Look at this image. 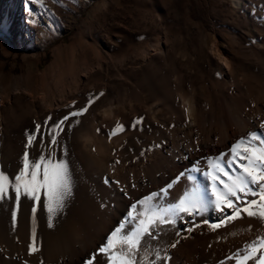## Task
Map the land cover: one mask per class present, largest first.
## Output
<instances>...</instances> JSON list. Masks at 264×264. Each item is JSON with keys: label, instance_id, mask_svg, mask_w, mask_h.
<instances>
[{"label": "rangeland", "instance_id": "obj_1", "mask_svg": "<svg viewBox=\"0 0 264 264\" xmlns=\"http://www.w3.org/2000/svg\"><path fill=\"white\" fill-rule=\"evenodd\" d=\"M27 1L0 36V204L82 234L79 264H264V181L220 171L264 134V0Z\"/></svg>", "mask_w": 264, "mask_h": 264}, {"label": "bare ground", "instance_id": "obj_2", "mask_svg": "<svg viewBox=\"0 0 264 264\" xmlns=\"http://www.w3.org/2000/svg\"><path fill=\"white\" fill-rule=\"evenodd\" d=\"M27 4V0L24 1L23 6L20 0H0V36L17 37V35H20V30L19 32L17 30L20 25L18 22H15V18H18L21 11L25 10L21 25L24 22L27 24ZM35 12H40V8H36ZM35 32V28L30 25L27 30L25 40L29 42V38H33ZM18 40L19 39H17V42ZM242 133L243 132H241V134ZM228 138L229 135L226 134L224 136V141H227ZM256 140L259 145L257 150L254 149L253 152H251V150L245 151L246 153L237 155L236 159H234L231 164L229 163L230 167L220 168L224 177H233L240 183V181L248 176H259V178L264 181V171L262 169L264 163V134H257ZM203 146L204 148H207L209 150V154H211L213 142L210 136ZM192 150V146L188 144L179 149L174 154V157L179 163H186L188 157L192 154ZM253 154L254 157H259L261 159V167H254L256 164L251 161V156ZM261 188L262 186H257L256 188H253V190L256 193H259L262 190ZM249 192L250 191L245 193L248 194ZM246 195L243 197L241 196L242 200L237 202L236 206L241 205L243 201L250 200V197H247ZM13 202L14 200L9 198L3 200L1 203L2 205L0 204V264H79V256L76 258L74 257V248H76V245L79 246L81 243L80 236L82 234H77V236L71 234L70 237L67 238L66 234L60 233L58 225H52L50 233L45 235L40 226H29L24 220L25 214L31 211V206L21 207ZM19 204L21 205L20 202ZM234 207L235 206L233 205L231 208L233 209ZM114 219L115 221L112 222L107 231L110 230L118 221V217L115 216ZM143 223L144 222H139L138 226ZM3 226H5V228ZM106 233L103 234L102 239H104ZM51 234H53L52 237H50ZM86 249V252H88L87 254H89L92 248L89 247ZM236 254L238 256L234 258L235 262H241L243 259H247L249 257L248 254H244L239 251H236ZM128 262V259H124L122 264H127Z\"/></svg>", "mask_w": 264, "mask_h": 264}]
</instances>
